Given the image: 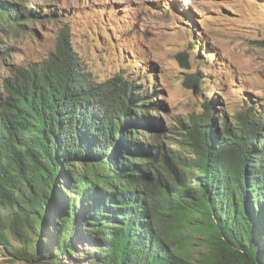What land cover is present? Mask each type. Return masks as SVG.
Returning a JSON list of instances; mask_svg holds the SVG:
<instances>
[{
  "label": "trees",
  "instance_id": "trees-1",
  "mask_svg": "<svg viewBox=\"0 0 264 264\" xmlns=\"http://www.w3.org/2000/svg\"><path fill=\"white\" fill-rule=\"evenodd\" d=\"M41 10L0 0V18L19 27L60 13ZM198 46L194 69L192 41L176 57L202 110L170 126L152 113L164 102L151 64L100 77L67 29L0 81V251L11 264H264V98L246 92L238 112L223 109L228 79L214 75L230 64ZM202 46L213 51L204 66Z\"/></svg>",
  "mask_w": 264,
  "mask_h": 264
},
{
  "label": "rangeland",
  "instance_id": "rangeland-1",
  "mask_svg": "<svg viewBox=\"0 0 264 264\" xmlns=\"http://www.w3.org/2000/svg\"><path fill=\"white\" fill-rule=\"evenodd\" d=\"M9 1L32 10L43 7L60 13L30 16L32 21L24 27L0 18V81L18 65L44 59L56 47L60 32L67 29L87 65L100 77L121 72L128 76L151 64L153 78L161 89L155 98L164 102L157 108L158 113H152L167 126L202 110V98L184 82V68L176 57L189 41L194 43L188 48L191 69L198 43L229 62L225 72L220 70L214 75L219 80L223 76L228 79L226 85L219 84L224 90L220 92L226 105L223 109L238 112L246 92L264 98V0ZM202 49L204 56L198 62L204 66L213 51L207 53L203 46ZM205 65V71L212 73L211 65ZM147 139L152 140V134ZM139 142L154 144L146 139ZM232 153L229 151L231 158ZM101 169L111 186L116 187V174L106 165ZM138 189L128 186L125 191ZM0 264H11L2 251Z\"/></svg>",
  "mask_w": 264,
  "mask_h": 264
},
{
  "label": "water",
  "instance_id": "water-1",
  "mask_svg": "<svg viewBox=\"0 0 264 264\" xmlns=\"http://www.w3.org/2000/svg\"><path fill=\"white\" fill-rule=\"evenodd\" d=\"M193 91H194V88H193Z\"/></svg>",
  "mask_w": 264,
  "mask_h": 264
}]
</instances>
